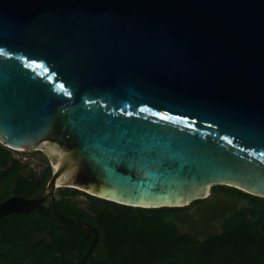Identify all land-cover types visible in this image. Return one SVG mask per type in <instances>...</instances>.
<instances>
[{
  "label": "water",
  "instance_id": "obj_1",
  "mask_svg": "<svg viewBox=\"0 0 264 264\" xmlns=\"http://www.w3.org/2000/svg\"><path fill=\"white\" fill-rule=\"evenodd\" d=\"M0 144L51 168L0 219L74 189L143 209L207 199L186 233L217 235L243 202L212 186L264 198V0H0ZM78 225L84 264L99 233Z\"/></svg>",
  "mask_w": 264,
  "mask_h": 264
},
{
  "label": "trees",
  "instance_id": "obj_2",
  "mask_svg": "<svg viewBox=\"0 0 264 264\" xmlns=\"http://www.w3.org/2000/svg\"><path fill=\"white\" fill-rule=\"evenodd\" d=\"M23 165L0 144V202L11 196L39 195L49 178L21 177ZM246 205L227 216L220 232L198 238L178 232L184 208L143 209L122 206L74 189H61L53 203L36 211L0 219V264H81L94 236L82 229L88 223L99 233L84 264H264V198L221 186ZM83 194L102 204L93 214L79 207L73 195ZM49 230L50 242L31 245L35 234Z\"/></svg>",
  "mask_w": 264,
  "mask_h": 264
},
{
  "label": "rangeland",
  "instance_id": "obj_3",
  "mask_svg": "<svg viewBox=\"0 0 264 264\" xmlns=\"http://www.w3.org/2000/svg\"><path fill=\"white\" fill-rule=\"evenodd\" d=\"M8 154L12 159L14 158V159L22 162L23 170H22L21 176L23 178H25V179L34 178L35 181H37L39 183L43 180V178L40 176H41L43 169H45L46 166L48 165L44 155H42L41 153H39L37 151L15 152L11 149H8ZM44 184L40 185V186H44ZM60 190L61 189H58L56 191L55 198H58L60 196ZM210 190L211 191H218V190H225V189L222 188L221 186H212ZM72 198L75 202L78 203L79 207H81L85 210H88L93 214H97L98 212H100L101 210L104 209V206L102 204H98V203H95V202L89 200L83 194H75V195H73ZM242 202H243L242 205L245 206L246 205L245 200H242ZM49 203H50V201L46 202L45 204H49ZM45 204H43V205H45ZM189 206L184 207V210L181 211L178 215L177 226H178V232L179 233H185V230H184L185 224L192 217L188 213L189 208H190ZM220 224H221V221H219L217 223L218 226H220ZM262 230L264 231V225L262 227ZM198 238H203V237H198Z\"/></svg>",
  "mask_w": 264,
  "mask_h": 264
},
{
  "label": "flooded vegetation",
  "instance_id": "obj_4",
  "mask_svg": "<svg viewBox=\"0 0 264 264\" xmlns=\"http://www.w3.org/2000/svg\"><path fill=\"white\" fill-rule=\"evenodd\" d=\"M45 157V156H44ZM46 158V157H45ZM14 159V158H13ZM14 160H16V159H14ZM16 161H18V162H20L21 164H22V162L21 161H19V160H16ZM46 161H47V159H46ZM47 163H48V161H47ZM23 165V164H22ZM48 166H49V163H48V165L46 166V168L45 169H43V171H42V173H41V176L40 177H44V175L46 174V171H47V168H48ZM50 167V166H49ZM21 173H22V171H21ZM21 173H20V175H21ZM49 174H50V171H49ZM22 177V176H21ZM49 177H50V175H49ZM49 179V178H48ZM47 179V180H48ZM27 180H35L34 178H30V179H27ZM47 182V181H46ZM46 182H45V184H44V186L46 185ZM224 194H226V195H231V196H233V197H235V198H238V197H236V196H234V195H232V194H230L227 190H218V191H211L210 190V196H209V198L211 197V196H213V195H224ZM208 198V199H209ZM239 199V198H238ZM207 201V199L206 200H200V201H194V202H192L191 204H190V208H189V211H188V213H189V215H191L192 217L186 222V224H185V228H184V230H185V233H186V228H187V226H188V224L192 221V220H194L195 218H196V215L195 214H192V209L194 208V207H197V206H200V205H202L203 203H205ZM219 221H217V222H215L214 223V225L215 226H218L217 225V223H218ZM220 227V226H219Z\"/></svg>",
  "mask_w": 264,
  "mask_h": 264
},
{
  "label": "built area",
  "instance_id": "obj_5",
  "mask_svg": "<svg viewBox=\"0 0 264 264\" xmlns=\"http://www.w3.org/2000/svg\"><path fill=\"white\" fill-rule=\"evenodd\" d=\"M15 152H21V151H15Z\"/></svg>",
  "mask_w": 264,
  "mask_h": 264
}]
</instances>
